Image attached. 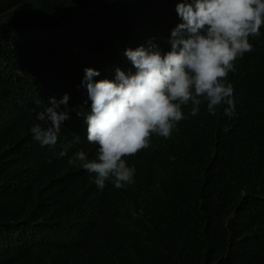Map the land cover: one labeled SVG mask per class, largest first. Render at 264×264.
<instances>
[{
    "label": "trees",
    "instance_id": "obj_1",
    "mask_svg": "<svg viewBox=\"0 0 264 264\" xmlns=\"http://www.w3.org/2000/svg\"><path fill=\"white\" fill-rule=\"evenodd\" d=\"M51 1L0 0V264H264V28L252 39L259 62L243 59L252 91L260 94L231 117L221 108L208 114L206 105L189 114L164 139L174 156L136 169L138 181L104 221L92 223L58 166L67 156L53 159L54 150L36 142L30 128L12 125L20 107L31 111L33 92L51 80L41 62L56 63L85 44L109 53L122 29L88 21V6L72 0H56L69 16L49 18ZM9 16L21 21H5ZM72 59L67 55L59 65ZM69 104L84 109L82 102ZM91 198L103 202L100 194ZM108 234L119 237L111 251L89 255Z\"/></svg>",
    "mask_w": 264,
    "mask_h": 264
},
{
    "label": "clouds",
    "instance_id": "obj_2",
    "mask_svg": "<svg viewBox=\"0 0 264 264\" xmlns=\"http://www.w3.org/2000/svg\"><path fill=\"white\" fill-rule=\"evenodd\" d=\"M72 1L88 6V21L122 29L115 45L104 53L85 44L56 63L41 62L51 80L33 92L31 111L20 107L12 126L30 128L36 142L54 150L53 159L67 156L60 171L80 194L87 219L97 223L138 181L136 169L147 171L151 159L174 156L164 139L189 114L197 116L206 105L208 114L221 108L231 117L260 94L252 91L243 59L259 62L252 39L264 28V0ZM51 2L49 18L54 12L69 16L67 5ZM71 54V62L59 65ZM118 238L100 237L89 255L108 254Z\"/></svg>",
    "mask_w": 264,
    "mask_h": 264
},
{
    "label": "bare ground",
    "instance_id": "obj_3",
    "mask_svg": "<svg viewBox=\"0 0 264 264\" xmlns=\"http://www.w3.org/2000/svg\"><path fill=\"white\" fill-rule=\"evenodd\" d=\"M20 12H21V11H20ZM4 13H5V12H4ZM21 13H22V12H21ZM24 21H25V19H24ZM63 27H64V26H63ZM25 29H26V28H25ZM63 33H64V32H63ZM53 38H54V37H53ZM64 42H65V41H64ZM30 52H31V51H30ZM49 61H50V60H49ZM38 67H39V65H38ZM40 67H41V66H40ZM40 67H39V68H40ZM30 69H31V68H30ZM35 70H36V69H35ZM43 73H44V72H43ZM33 74H34V73H33ZM38 75H39V74H38ZM47 75H48V74H47ZM153 159H154V158H153ZM156 162H157V161H156ZM156 166H157V165H156ZM155 182H156V185H158V182H157V181H155ZM153 184H154V183H153ZM92 195H93V194H92ZM94 195H95V194H94ZM96 195H97V194H96ZM100 197H101V196H100ZM94 198H95V197H94ZM94 198H93V199H94ZM97 199H98V197H97ZM95 200H96V198H95ZM100 200H101V199H99V201H100ZM102 201H103V200H102ZM100 202H101V201H100ZM121 207H122V206H121ZM77 209H78V207H77ZM142 210H143V209H142ZM70 212H71V211H70ZM80 212H81V211H80ZM112 212H113V211H112ZM34 214H35V213H34ZM68 214H69V213H68ZM68 214H67V215H68ZM63 215H64V214H63ZM67 215H65V216L67 217ZM35 216H36V215H35ZM66 217H65V218H66ZM72 217H73V214H72ZM72 217H71V220H72ZM35 218H36V217H35ZM75 218H76V217H75ZM39 219H40V218H39ZM50 220H51V219H50ZM50 220H49V221H50ZM34 221H36V220H34ZM55 221H56V220H55ZM58 221H59V220H58ZM64 221H65V220H64ZM67 221H69V220H67ZM74 221H75V219H74ZM52 222H53V221H52ZM59 222H61V221H59ZM62 222H63V219H62ZM62 222H61V223H62ZM72 222H73V221H72ZM72 222L69 223V224H72ZM34 223H35V222H34ZM56 223H57V222H56ZM77 223H78V226H79L78 218H77ZM100 223H101V222H100ZM51 224H52V223H51ZM59 224H60V223H59ZM65 224H66V223H65ZM65 224H64V225H65ZM73 224H74V223H73ZM80 224H81V223H80ZM30 225H32V224H30ZM42 225H44V224L42 223ZM48 225H49V227H50V224H48ZM53 225H54V224H53ZM75 225L77 226V224H75ZM92 225H93V224H92ZM25 226H26V225H25ZM40 226H41V225H40ZM40 226H38V227H40ZM51 226H52V225H51ZM55 226H56V225H55ZM61 226H63V225H61ZM65 226H66V225H65ZM67 226H68V224H67ZM72 226H73V225H72ZM86 226H87V224H86ZM96 226H97V225H96ZM100 226H101V225H100ZM28 227H29V226H28ZM31 227H32V226H31ZM41 227H42V226H41ZM63 227H64V226H63ZM63 227H62V228H63ZM73 227H74V226H73ZM88 227H89V225H88ZM62 228H61V229H62ZM89 228H90V227H89ZM50 229H51V228H50ZM52 229L54 230V228H52ZM52 229H51V230H52ZM59 229H60V228H59ZM71 229H72V228H71ZM73 229H74V228H73ZM85 229H86V228H85ZM85 229H84V231H85ZM91 229H92V228H91ZM4 230H5V229H4ZM4 230H3V231H4ZM26 230H28V229H26ZM45 230H46V229H45ZM53 230H52V232H53ZM68 230H69V229H68ZM77 230H78V229H77ZM94 230H95V229H94ZM30 231H31V230H30ZM38 231H39V230H38ZM60 231H61V230H60ZM88 231H91V230L88 229ZM1 232H2V231H1ZM6 232H7V231H6ZM91 232L93 233V230H92ZM3 233H4V232H3ZM71 233H73V232H71ZM76 233H77V231H76ZM5 234H6V233H5ZM23 234H24V233H23ZM26 234H27V232H26ZM35 234H36V233H35ZM54 234H55V233H54ZM82 234H83V233H82ZM87 234L89 235V232H88ZM7 235H8V234H7ZM24 235H25V234H24ZM27 235H28V234H27ZM47 235H48V234H47ZM63 235H64V234H63ZM63 235H62V236H63ZM68 235H69V234H68ZM68 235H67V236H68ZM71 235H72V234H71ZM88 235H87V236H88ZM14 236H15V235H14ZM32 236H33V235H32ZM72 236H73V235H72ZM72 236H70V237H72ZM75 236L77 237V235H75ZM75 236H74V237H75ZM74 237H73V238H74ZM10 238H11V237H10ZM61 238H62V237H61ZM66 238H67V237H66ZM52 239H53V238H52ZM52 239H51V240H52ZM82 239L85 240V238H83V236H82ZM90 239H91V238H90ZM9 240H10V239H9ZM9 240H8V241H9ZM25 240H26V239H25ZM78 240H79V239H78ZM80 240H81V238H80ZM84 240H82V241H84ZM0 241H1V240H0ZM12 241H13V240H12ZM49 241H50V240H49ZM57 241H58V240H57ZM65 241H66V240H65ZM72 241H73V240H72ZM10 242H11V241H10ZM16 242H17V241H16ZM16 242H14V243H16ZM54 242H55V241H54ZM60 242H61V241H60ZM60 242H59V243H60ZM88 242H89V241H88ZM93 242H94V241H93ZM3 243H4V242H3ZM11 243H13V242H11ZM14 243H13V245H14ZM71 243H72V242H71ZM90 243H91V245H92V242H90ZM7 244H8V243H7ZM17 244H18V243H16V245H17ZM47 244H48V243H47ZM75 244H76V242H75ZM80 244H81V242H80ZM80 244H79V245H80ZM16 245H15V246H16ZM19 245H20V244H19ZM44 245H45V244H44ZM49 245H50V244H49ZM51 245H52V244H51ZM54 245L56 246L57 244L54 243ZM67 245H68V244H67ZM70 245H71V244H70ZM70 245H69V247H70ZM76 245H78V244H76ZM86 245H87V242H86ZM89 245H90V244H89ZM65 246H66V245H65ZM81 246H82V244L80 245V248H81ZM87 246H88V245H87ZM87 246H86V247H87ZM93 246H94V245H93ZM2 247H3V246H2ZM16 247H17V246H16ZM58 247H59V246H58ZM62 247L64 248V246H62ZM62 247H60V248H62ZM76 247H77V246H76ZM76 247H75V248H76ZM65 248H68V247H65ZM65 248H64V249H65ZM70 248H72V246H71ZM77 248H79V246H78ZM82 248H84V246H82ZM82 248H81V249H82ZM88 248H89V247H88ZM5 249H6V248H5ZM48 249H50V248H48ZM68 249H69V248H68ZM68 249H67V250H68ZM72 249H74V248H72ZM72 249H70V250H72ZM0 250H1V249H0ZM67 250H66V252H67ZM82 250H83V249H82ZM82 250H81V253L84 254ZM84 250H85V249H84ZM87 250H88V249H87ZM90 250H91V249H90ZM2 251H3V250H2ZM6 251H7V250H6ZM17 251H18V250H17ZM63 251H64V250H63ZM63 251H62V252H63ZM123 251H124V250H123ZM8 252H9V251H8ZM60 252H61V251H60ZM64 252H65V251H64ZM68 252H69V251H68ZM70 252H71V251H70ZM79 252H80V251H79ZM84 252H85V251H84ZM88 252L90 253V251H88ZM16 253H18V252H15V254H16ZM75 253H76V252H75ZM86 253H87V252H86ZM19 254H20V252H19ZM60 254H62V253H60ZM64 254H65V253H64ZM67 254H69V253H67ZM9 255H10V253H9ZM13 255H14V254H13ZM13 255H12V256H13ZM16 255H17V254H16ZM65 255H66V254H65ZM87 255H88V253H87ZM14 256H15V255H14ZM102 256H104V255H102ZM63 257H64V256H63ZM65 257H66V256H65ZM86 257H87V256H86ZM105 257H106V256H105ZM1 258H3V257L1 256ZM5 258H7V257L5 256ZM80 258H81V257H80ZM60 259H61V257H60ZM84 259H85V258H84ZM100 259H103V257H102V258L99 257V259H97V260H100ZM58 260H59V259H58ZM78 260H79V259H78ZM97 260H96V261H97ZM65 261H66V259H65ZM84 261H85V260H84ZM89 262H90V261H89ZM49 263H50V262H49ZM65 263H66V262H65ZM74 263H75V262H74ZM81 263H83V262H81ZM84 263H86V261H85ZM34 264H35V263H34ZM47 264H48V262H47ZM61 264H62V263H61Z\"/></svg>",
    "mask_w": 264,
    "mask_h": 264
}]
</instances>
